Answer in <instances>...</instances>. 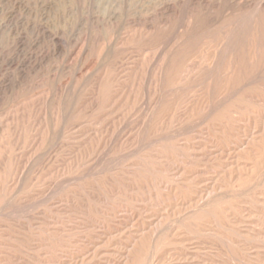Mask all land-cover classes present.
<instances>
[{
	"label": "rangeland",
	"instance_id": "374dc122",
	"mask_svg": "<svg viewBox=\"0 0 264 264\" xmlns=\"http://www.w3.org/2000/svg\"><path fill=\"white\" fill-rule=\"evenodd\" d=\"M246 2L0 0V264H264Z\"/></svg>",
	"mask_w": 264,
	"mask_h": 264
},
{
	"label": "bare ground",
	"instance_id": "6f19581e",
	"mask_svg": "<svg viewBox=\"0 0 264 264\" xmlns=\"http://www.w3.org/2000/svg\"><path fill=\"white\" fill-rule=\"evenodd\" d=\"M187 2H188V1H187ZM219 2H220V1H219ZM245 2H246V0H245ZM202 4H203V3H202ZM230 4H231V3H230ZM232 4H233V3H232ZM243 4H244V5H243L242 7H241V6L238 7V8L235 7L236 9L234 8V10L237 12L238 10H239V11L242 10L241 8H243V7H244V8H250V6H248V5L250 4V2H249L248 5H247V2H246V4H245V3H243ZM250 5H252V4H250ZM262 5H263V4H262ZM262 5H261L260 7H261V9H262V11H263V13H264V6L262 7ZM252 6H253V5H252ZM197 7H198V6H197ZM197 7H195V8H197ZM202 7H203V6H202ZM199 8H200V7H199ZM200 9H201V8H200ZM211 9H212V8H211ZM258 9L260 10L259 7H258ZM215 10H217V9H215ZM245 10H246V9H243V11H245ZM254 10H255V9H254ZM206 11H207V10H206ZM246 11H248V10H246ZM256 11H257V10H256ZM248 12H250V11H248ZM232 13H235V12H232ZM189 14H190V13H189ZM195 14H196V13H194V15H195ZM197 14H198V13H197ZM207 14H208V13H207ZM248 14H249V13H248ZM198 15H199V14H198ZM220 15H221V14H220ZM192 16H193V14H192ZM211 16H212V15H211ZM232 16H233V15H232ZM239 16H242V15H239ZM207 17H208V16H207ZM213 17H215V15H214ZM213 17H212V18H213ZM219 17H220V16H219ZM189 19H190V18H189ZM193 19H196V18H193ZM208 19H209V17H208ZM213 20H214V19H213ZM213 20H212V21H213ZM209 21H211V20H209ZM212 21H211V22H212ZM199 23H200V22H199ZM192 24H193V22H192ZM192 24H191V25H192ZM203 24H204V23H203ZM244 24H245V23H244ZM210 25H211V24H210ZM231 25H232V24H231ZM194 26H195V24H194ZM194 26H193V27H194ZM193 27H192V28H193ZM197 27H198V26H197ZM214 27H215V26H214ZM252 27H253V26H252ZM183 28H184V27H183ZM204 28H205V27H204ZM225 31H226V30H225ZM195 32H196V31H195ZM199 34H200V33H199ZM152 36H153V35H152ZM185 37H186V36H185ZM180 40H181V39H180ZM180 40H179V41H180ZM183 40H184V39H183ZM212 43H213V42H212ZM214 46H215V45H214ZM193 47H194V46H193ZM193 47H192V48H193ZM166 48H167V47H166ZM169 50H171V49H169ZM227 51H228V50H227ZM168 53H169V52H168ZM213 54H214V53H213ZM257 54H258V53H257ZM185 56H186V55H185ZM200 56H201V55H200ZM217 56H218V55H217ZM210 57H212V56H210ZM183 58H184V57H183ZM183 58H182V59H183ZM215 58H216V57H215ZM182 59H181V60H182ZM206 59H207V58H206ZM213 59H214V58H213ZM218 59H219V58H218ZM220 59H221V56H220ZM178 60H179V59H178ZM184 60H186V59H184ZM195 61H196V60H195ZM201 61H202V60H201ZM222 61H223V60H222ZM191 62H192V60H191ZM203 62H204V60H203ZM213 62H214V61H213ZM165 63H166V62H165ZM183 63H184V62H183ZM215 63H216V62H215ZM216 64H217V63H216ZM183 65H184V64H183ZM203 65H204V64H203ZM211 65H212V64H211ZM214 65H215V64H214ZM205 66H206V64H205ZM218 66H219V63H218ZM207 67H208V66H207ZM214 67H215V66H214ZM199 68H200V67H199ZM210 68H211V67H210ZM216 68H217V67H216ZM201 69H202V68H201ZM211 69H213V68H211ZM214 69H215V68H214ZM217 69H218V68H217ZM217 69H215V70H217ZM192 70H193V69H192ZM204 70H206V69H204ZM207 70H208V69H207ZM175 71H176V70H175ZM180 71H181V70H180ZM219 71H221V70H219ZM177 72H178V71H177ZM190 72H191V70H190ZM198 72H199V71H198ZM203 72H204V71H203ZM217 72H218V71H217ZM217 72H216V73H217ZM212 73H213V72H212ZM219 73H220V72H219ZM173 74H174V73H173ZM176 74H177V73H176ZM188 74H189V73H188ZM192 74H193V72H192ZM180 75H181V74H180ZM214 75H215V74H214ZM174 76H175V75H174ZM174 76H172V77H174ZM218 76H219V75H218ZM42 78H43V77H42ZM185 78H186V77H185ZM215 78H216V77H215ZM218 80L220 81V78H218ZM218 80H217V82H218ZM213 82H214V81H213ZM213 82H212V83H213ZM218 83H219V82H218ZM198 84H199V83H198ZM64 85H65V84H64ZM106 85H107V84H106ZM216 85H218V84H216ZM225 85H226V84H225ZM245 85H246V84H245ZM175 88H176V87H175ZM6 89H7V88H6ZM104 90H105V89H104ZM110 92H111V91H110ZM0 94H1V93H0ZM108 96H109V95H108ZM103 98H104V97H103ZM27 99H28V98H27ZM101 99H102V98H101ZM105 100H106V99H105ZM103 101H104V100H103ZM103 101H102V103H103ZM114 101H115V100H114ZM104 102H105V101H104ZM100 107H101V106H100ZM41 115H42V114H41ZM83 123H84V122H83ZM66 143H67V142H66ZM5 154H6V153H5ZM1 162H2V161H1ZM11 181H12V180H11ZM1 183H2V182H1ZM260 183H261V182H260ZM22 185H23V184H22ZM7 213H8V212H7ZM13 214H14V213H13ZM15 225H16V224H15ZM62 264H63V263H62Z\"/></svg>",
	"mask_w": 264,
	"mask_h": 264
}]
</instances>
